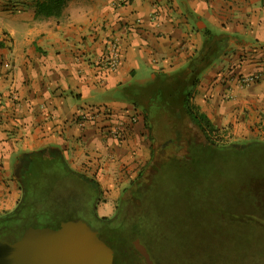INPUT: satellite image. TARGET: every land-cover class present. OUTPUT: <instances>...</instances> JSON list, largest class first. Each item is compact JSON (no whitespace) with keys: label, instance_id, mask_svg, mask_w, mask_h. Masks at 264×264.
Listing matches in <instances>:
<instances>
[{"label":"crops","instance_id":"obj_1","mask_svg":"<svg viewBox=\"0 0 264 264\" xmlns=\"http://www.w3.org/2000/svg\"><path fill=\"white\" fill-rule=\"evenodd\" d=\"M205 29L227 37L201 71L193 103L216 127L236 122L264 134V0H68L60 16L47 18H35V0H0V214L20 196L12 170L34 151L59 154L103 187L123 185L151 146L145 114L120 143L101 135L104 115L76 117L91 106L123 115L135 100L122 101L118 92L148 88L152 98L176 81L186 87ZM112 37L122 56L114 71L100 64ZM254 72L262 73L258 82L237 83L238 74ZM98 92L107 98L89 103Z\"/></svg>","mask_w":264,"mask_h":264},{"label":"rangeland","instance_id":"obj_2","mask_svg":"<svg viewBox=\"0 0 264 264\" xmlns=\"http://www.w3.org/2000/svg\"><path fill=\"white\" fill-rule=\"evenodd\" d=\"M147 91L114 94L135 100L129 110L145 114L143 126L152 140L147 158L125 172V183L103 187L96 176L88 183L62 158H45L26 174L28 197L37 200L26 225L80 218L94 229L95 215L102 222L117 215L122 224L115 232L117 264H144L131 244L134 238L146 245L155 264H264V134L239 129L236 122L212 123L218 131L216 144L209 145L184 113L186 87L176 81L164 89L165 96L152 98ZM106 98L93 93L89 103ZM107 158L116 160L114 154ZM27 166L22 159L12 170L16 189ZM18 229L0 236L13 238Z\"/></svg>","mask_w":264,"mask_h":264},{"label":"water","instance_id":"obj_3","mask_svg":"<svg viewBox=\"0 0 264 264\" xmlns=\"http://www.w3.org/2000/svg\"><path fill=\"white\" fill-rule=\"evenodd\" d=\"M145 264H155L139 238L131 241ZM0 264H113V250L82 220L57 228L28 226L15 240H0Z\"/></svg>","mask_w":264,"mask_h":264},{"label":"trees","instance_id":"obj_4","mask_svg":"<svg viewBox=\"0 0 264 264\" xmlns=\"http://www.w3.org/2000/svg\"><path fill=\"white\" fill-rule=\"evenodd\" d=\"M67 1L68 0H35V18L60 16ZM203 36L205 38L203 47L201 48V50H199L197 55H195L189 61L187 66L189 77L187 79V83H185L186 93L183 99L184 113L186 117H188L189 120L199 128L205 141L209 145H215L216 140L214 139L213 135L215 134V132L218 131V128H216L212 124L208 116L204 112H202L197 105L193 103L192 89L194 85L199 81V75L201 71H203L205 68L211 65L214 62V60L219 56L220 51L222 50L221 45L225 40V38L227 37V34L214 33L209 29H205L203 31ZM42 151L43 152L34 151L30 153L34 155V157L32 158V162L28 163L27 168L23 171L21 175L20 185H19V189L21 190V196L18 199L14 209H12L11 211H6L2 215H0V230L13 228L16 222L26 224L24 222L25 218L32 212L35 213V211L37 210L35 205L37 203V200L28 197L29 190L27 189L25 184L26 174L30 172L29 169L31 167H35V166L37 167L40 164H42L45 158H48L49 161L50 159L52 160V158L54 157L62 158L59 154L51 151L49 152L48 156L42 155V153H44L45 150ZM72 173L77 175L79 178L81 177L82 179L86 180V182L89 183V178H87L83 174H80L75 171H73ZM72 173L68 172V174H72ZM118 218L119 217L116 215V217L113 218L111 221L109 220L108 222H102V226L104 228L103 238H105L108 241V243L113 245L114 248H116L115 246L116 243L117 244L119 243V240L116 239L115 234L117 233V229L121 228L122 225L121 220H119ZM135 253L143 261L142 257L136 252V250Z\"/></svg>","mask_w":264,"mask_h":264},{"label":"built area","instance_id":"obj_5","mask_svg":"<svg viewBox=\"0 0 264 264\" xmlns=\"http://www.w3.org/2000/svg\"><path fill=\"white\" fill-rule=\"evenodd\" d=\"M126 0H117V3H125ZM121 47L117 37H112L106 47V52L100 57V64L105 69L110 71L116 70L121 64ZM262 78L261 72L249 74H238L236 77L237 83L241 86H248L258 82ZM125 114V115H124ZM123 115L118 116L110 110H106L104 106H91L85 111L79 112L76 117L78 121L94 120L99 115H104L105 121L101 127V135L111 137L117 143L125 139L131 124L137 121L138 115L134 110H127ZM104 120V119H103ZM111 120V121H110Z\"/></svg>","mask_w":264,"mask_h":264},{"label":"flooded vegetation","instance_id":"obj_6","mask_svg":"<svg viewBox=\"0 0 264 264\" xmlns=\"http://www.w3.org/2000/svg\"><path fill=\"white\" fill-rule=\"evenodd\" d=\"M41 152H43V151H41ZM42 155H45V156H48L49 155V152L48 151H44V153H42ZM34 157V155H32V154H29L27 157H25V158H23V162L24 163H30V162H32V158ZM25 169V168H24ZM4 212H2L0 215H2ZM96 217H95V220H96V225H95V228L94 229H92L87 223V225L92 229V230H94V231H96L97 232V235H98V237L101 239V240H103L110 248H112V250H113V264H117V261H116V250H115V248H114V246L113 245H111L110 243H108V241L105 239V238H103L104 236H103V233H104V228H103V226H102V218L101 217H99V216H97V215H95ZM66 220H82V219H80V218H65V219H63V220H61V221H57L56 223H55V225L54 226H49V227H53V228H57V227H59L60 226V222H62V221H66ZM83 221V220H82ZM84 222V221H83ZM17 223V224H16ZM15 223V226H18L19 227V229H18V234L15 236V237H13V238H3V237H1L0 236V240H9V241H13V240H15V239H17L21 234H22V232L24 231V229L26 228V227H28V226H32V225H26V224H22V223H20V222H16ZM15 226L13 227V228H7V229H1L0 230V235L3 233V232H5L6 230H10V229H14L15 228ZM146 246V245H145ZM148 249V248H147ZM154 260V259H153ZM145 264V263H144Z\"/></svg>","mask_w":264,"mask_h":264}]
</instances>
